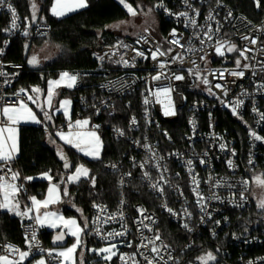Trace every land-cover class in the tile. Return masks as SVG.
<instances>
[{
	"label": "built area",
	"instance_id": "2783aa9c",
	"mask_svg": "<svg viewBox=\"0 0 264 264\" xmlns=\"http://www.w3.org/2000/svg\"><path fill=\"white\" fill-rule=\"evenodd\" d=\"M149 1L154 13L168 26L165 35L158 31L155 36L142 32L134 37H124L112 46L92 51V68L66 71L77 76L75 87L70 90L74 92L71 97L74 110L70 120L52 128L55 136L58 137L57 132L66 131L74 137L84 130H93L99 135L104 128L103 121L92 123V119L101 117L106 121L114 119L113 126L107 129L115 141L123 142L125 146L116 159L104 165L105 170L117 175V199L113 204L93 203L88 236L97 245L117 247L116 257L107 264H148L150 260L153 264H201L199 257L209 252L216 259L208 264H264V220L260 227L248 224L242 213L253 204L256 180L264 179V142L255 141L250 135L255 131L264 137V122L259 121V114L264 113V92L257 91V85L264 83V72L261 71L264 67V0H260L259 5L257 0H251L252 16L236 11L223 0H187L191 8L185 0ZM7 4L15 9L18 27L14 31H5L11 27L12 13L7 5L0 7V21L6 23L0 48V73L5 74L0 76V107L23 100L29 108L32 101L27 92L13 89L23 65L5 62L3 58L12 40L42 39L51 28L46 24H32L24 18L16 0H7ZM160 4L163 7H158ZM184 12L188 18L195 19L197 27L180 15ZM209 15L213 19L209 20ZM209 28L211 40L205 36ZM25 30L27 36L23 34ZM173 30L179 44L170 42L174 39ZM244 36L258 38L257 43L251 44L250 40L243 39ZM141 37H146L147 43ZM218 41L223 45V55L215 51ZM120 42L128 48H118ZM231 45L240 51L249 49L248 59L240 57L239 51L228 52ZM156 48L166 55L158 56L154 61L151 51ZM132 49L143 51L147 58L135 56ZM169 49L172 51L168 52ZM114 52L118 54L112 55ZM120 55L134 66L116 63ZM173 57L177 58L175 63L164 69L159 67V61H170ZM237 59L241 60L240 69L236 67ZM245 64L248 65L246 69L243 68ZM188 69H192L193 75ZM240 70L244 71L243 77L230 74ZM196 72L201 78L195 76ZM159 73H163L161 79H152ZM172 74H181L185 78L176 81L171 78ZM203 77L209 80V85L202 82ZM116 81L121 83L114 84ZM217 83L224 89L215 88ZM164 87H171L173 91L168 95L158 92ZM209 87L216 95L209 94ZM237 100H243V105L234 116L232 106ZM168 105L172 106L175 115H164ZM253 106L257 112L252 110ZM85 119L89 121L86 127L74 125L77 120ZM37 126L45 133L50 132L46 125ZM221 144L225 145L224 149L220 148ZM202 158L206 159L205 164L200 163ZM188 160L193 161L191 171L186 163ZM15 163L16 160L10 163L12 173H17ZM88 172L89 176L81 177L80 181L90 179L91 170ZM8 179L10 181V176ZM14 183L27 195L24 211L29 207L33 209L31 197L37 200V195L29 193L25 181L17 178ZM153 184L162 187L163 193L153 188ZM241 193L244 199H241ZM199 197L203 200L198 204ZM201 205H205V212L201 211ZM168 208L172 213L167 211ZM206 213H211V219ZM159 214L167 217L185 235L179 247L170 246L160 235ZM35 215L33 209L31 218H23V245L0 242V255L18 261L19 253L7 247L11 245L20 251L30 250L23 264H36L42 258L46 264H62V257L55 248L46 245V232L34 219ZM185 223L191 231L184 227ZM144 225H149L151 231ZM33 233L35 240H32ZM109 233L113 235L109 236ZM118 233L122 234L116 235ZM157 235L159 240L155 239ZM145 244L147 247H143ZM153 246L160 249L159 254L151 251ZM193 250L191 259L187 253Z\"/></svg>",
	"mask_w": 264,
	"mask_h": 264
},
{
	"label": "trees",
	"instance_id": "16d2710c",
	"mask_svg": "<svg viewBox=\"0 0 264 264\" xmlns=\"http://www.w3.org/2000/svg\"><path fill=\"white\" fill-rule=\"evenodd\" d=\"M87 8L78 11L64 18H56L49 12L53 0H16L17 7L22 16L28 19L32 24L41 23L50 26L49 34L42 39L26 40L14 39L11 41L3 58L5 62L23 65L19 73V79L13 85V89H22L32 92V89H45L49 79H54L61 72L74 71L78 69H90L93 67L90 61V53L96 49H102L112 46L116 37L109 31V28L120 21L128 19L129 14L117 0H86ZM132 6L149 0H127ZM235 8L236 11L247 16H252L251 0H223ZM33 4H37L35 19H33ZM158 31L160 35H165L168 26L158 15ZM6 23L0 21V48L3 46L4 38L2 31ZM157 31V32H158ZM156 32V33H157ZM49 40L64 49L57 60L45 66L29 65L30 50L43 41ZM27 45V47H25ZM78 93H82L78 92ZM74 92L64 90L61 96H73ZM37 116H42L41 112L36 111ZM125 118V117H124ZM103 121L104 128L99 132L102 141L101 158L99 160H89L78 154L75 149L61 144L55 136L52 128L62 126L65 119L62 114H57L50 126V132L45 133L38 126H21L19 128V155L14 164V170L18 173L19 181H25L30 194L43 198L48 183L34 178L43 174H49L54 183H58L61 189L63 206L61 211L67 215H75L74 210L66 206L67 198L64 195L67 177L72 174L76 167H83L91 170V176L88 181H80L77 184H71L68 187V195L78 206L86 217L85 222L89 225L92 216V206L96 201L109 202L113 204L117 199V175L104 169V165L116 159L124 149L123 142L115 141L110 135L107 127H112L114 119L104 120L100 118L92 119V123ZM233 132V131H232ZM59 147L62 150H59ZM59 153H65L70 162L73 163V169L68 170L64 167V160L60 158ZM32 177V179H27ZM95 177L93 186L91 178ZM34 179V180H33ZM145 193V191H144ZM145 195L150 198L149 194ZM19 199L23 210L27 204V195L20 191ZM153 200V198H152ZM155 203V200H154ZM248 224H256L258 227L264 220V209H258L255 201L252 206L244 210ZM160 215L159 232L163 239L172 247H179L185 240V235L174 225L167 217ZM23 219L12 216L5 211H0V242H10L23 245L21 235V224ZM83 222V225L85 224ZM55 232L45 233L44 239L46 245L53 248L51 238ZM88 227L85 228L84 238L88 239ZM87 240V244H88ZM192 252V254H191ZM194 257V250L187 253ZM192 259V258H191Z\"/></svg>",
	"mask_w": 264,
	"mask_h": 264
},
{
	"label": "snow or ice",
	"instance_id": "6c2138e0",
	"mask_svg": "<svg viewBox=\"0 0 264 264\" xmlns=\"http://www.w3.org/2000/svg\"><path fill=\"white\" fill-rule=\"evenodd\" d=\"M119 2L127 9V11L130 14H132V15L136 14V12L132 8V6L125 3V0H119ZM259 2H260V0H257L258 5H259ZM185 3L187 4V6L189 8H191V5L188 4L187 0H185ZM5 5H7V7L9 8V10L12 13L11 27H10V29H7L5 31H7V32L14 31L18 27L17 23H16L17 17H16L15 9L12 8V6L10 4H7V0H0V7H3ZM57 5L59 7H57ZM85 7H87L86 0H56V5H54L52 8V13H53V15H56V16H63L66 14V12L75 11L78 8H85ZM158 7H163V5L160 4V5H158ZM149 11H151V9H149ZM197 14H198V11H197ZM180 15L185 16L186 19H188L189 23L193 27H197L195 19L194 18H188L187 12L181 13ZM229 15H231V13H229ZM32 17H33V19H35V4H33ZM208 19L211 20V19H213V17L211 15H209ZM217 31H218V29H217ZM210 33H211V29L209 28L205 32V36H207L209 40L212 39V36L210 35ZM23 34L25 36H27L28 35L27 30H25ZM172 35H173L174 39L170 42L173 44H179V39L175 38L176 37L175 30H173ZM243 39L250 40V43L255 45L257 43L258 38H250L248 36H244ZM141 40H143V42L147 43L146 37H141ZM137 43H140V40H138ZM201 43L203 44L204 41L201 40ZM25 47H27V45ZM181 47H183V46H181ZM222 47H223V45L220 44L218 41L217 46L215 47V51L218 55L224 54L221 51ZM118 48H128V45L124 44L123 42H120L118 45ZM248 50L249 49L245 48L243 51H240L236 48L235 45H231L227 48L228 52L239 51V56L243 57L245 60L248 59V57L246 55ZM132 51H134L135 56L147 58L143 51H139L136 49H132ZM171 51H172V49L168 50V52H171ZM0 54H2V50H0ZM117 54L118 53H116V52L112 53V55H117ZM164 55H166V53L160 51L159 48H156L155 50L151 51V59L154 61L158 60V56H164ZM135 56L133 57V61L135 59ZM201 58L203 59L204 57H201ZM99 59L104 60L105 57H99ZM176 59H177L176 57H173L170 61H159V67L161 69H164L170 63H175ZM115 62L116 63H122L126 67L134 66V63L130 64L128 60L124 59L123 55H120L119 59ZM180 62L183 63V60L181 59ZM193 63H195V62H193ZM28 64L32 65V66L37 65L38 64L37 57L35 55H33L31 57V59L28 60ZM236 67H237V69L241 68V60L240 59L236 60ZM243 68H245V69L248 68V65L247 64L243 65ZM261 71L264 72V67L261 68ZM188 72L190 75H193L192 69H188ZM230 74L243 77L244 71L240 70V71L232 72ZM2 75H5V74L0 73V76H2ZM162 75H163V73H159L156 76L152 77V79L159 80V79H161ZM255 75H256V72L253 71V76H255ZM195 76L197 78H201L199 72H196ZM65 78H67L69 80V83L67 84V87H69V88L73 87L77 81L76 75H70L68 72H63V73H61L59 80L48 82L49 83V90H48L49 106H51L52 85L59 86L61 81H63ZM165 78H167V76H165ZM171 78L176 80V81H180V80H183L185 77L181 74H172ZM220 78L221 79L223 78V73L220 74ZM202 82L205 85H209V83H210L206 77L202 78ZM5 83H7V81H5ZM113 83L119 84L121 82L116 81ZM121 87H123L122 84H121ZM215 88L223 90L224 86L217 83V84H215ZM20 91L24 92L25 90H20ZM32 91L40 92V89L35 88V89H32ZM171 91H173V89L171 87H164L162 89H158V92H163L165 95H168ZM208 91H209V94L216 95L212 91L211 87L208 88ZM257 91L264 92V83L257 85ZM16 95H19V93H17ZM224 95L227 96L226 90L224 91ZM28 99L32 100V97L29 96ZM33 102H35V101H33ZM70 103L71 102L68 100H64L61 102V107L64 109L65 116L68 115V109L66 106L70 105ZM145 103H148V101L145 100ZM229 104H232V102H229ZM241 105H243V100H237L235 102L234 106H232V114L234 116L238 115L237 109ZM41 110L43 111V109H41ZM57 110H59V109H57ZM252 110L254 112L258 111V109L255 106H253ZM44 115H45V118L47 120H51V116H49L48 112H45ZM164 115H166V116L175 115V111L171 105H168L165 107ZM0 118H2V119H0V173H2V174H0V196H2V199H0V210H4V211L10 212V213H13L15 215H23L26 217H30V214L33 211V209L31 207L27 208V210H25L23 212L20 211L19 202L16 199L17 194L19 193L20 189H19V186L16 183H14L18 178V173H12L11 172L10 163L15 158V153L18 151L17 128L15 126L18 125L22 119H30L35 123H41V121L39 119H37L35 114L32 112V110L30 108H28L27 104L24 103L23 100H18L13 105H5L3 107H0ZM259 121L264 122V113L259 114ZM132 123L133 124L136 123L135 118H133ZM75 124L77 127L83 128L89 124V121L87 119L77 120L75 122ZM117 131L119 134L123 135V132L121 130L117 129ZM56 135L59 136L60 139L63 140L65 143L70 144L73 147H76L81 151H84V147H81V144L83 142L86 145V147L88 148V150L85 151V155L91 156L93 159H97V160L101 158V141H100V137L96 134L95 131L85 132V133H76L75 138H73L71 132H69V134H67V135H65L63 132H57ZM250 135L254 138L255 141L264 142V137L258 135L255 131H251ZM74 139H75V143H74ZM220 148L224 149L225 145L221 144ZM61 159H66V158L63 155H61ZM186 163L189 167V170L191 171L193 161L188 160ZM200 163L205 164L206 159L202 158L200 160ZM250 163H251V161H250ZM229 165H231V161H229ZM140 166L144 167L143 164H141ZM64 167L66 169L69 168V164L67 162H65ZM112 167H115V165H113ZM157 167H159V165H157ZM43 175L45 178H47L49 180L51 179L50 175H48V174H43ZM144 175L147 177L148 173L145 172ZM9 176H10V181L8 179ZM88 176H89L88 169L84 168L83 165H81L79 167H76L74 174L68 176L67 179L69 181H79L81 177L87 178ZM27 179L30 180V179H32V177H28ZM91 180H92V184L94 186L95 185V177H92ZM193 180H194V183H196L198 186V182L195 181V177H193ZM152 187L158 188L160 193L161 194L163 193L162 187H159L156 184H153ZM193 190L196 191V188H194ZM57 192H58V186L53 185L48 189V198L45 199L44 201H39V200H36L35 197H31L32 204L35 206V212H36L34 219L38 223H40L41 226H43L44 222L48 221L50 217L53 218V222L50 223L49 226L50 227H56L57 226L54 222L55 218H56L55 213L45 212L43 214V216H44L43 220H41V217L39 215V211H40L41 207L47 208L50 204L56 203L58 201L59 197L56 195ZM64 195H68L67 189L64 190ZM241 199H244L243 193H241ZM202 200H203V197H199L197 200V203L198 204L201 203ZM259 207L264 209V202H261ZM167 211L169 213H172L171 208H168ZM201 211L205 212V205H201ZM206 215L208 216L209 219H211V213H206ZM59 219L63 220L62 217ZM146 219H147V217H146ZM202 219H203V217H202ZM104 222L106 223L107 221H104ZM63 223H64L65 227H69V226H75L76 227V231H72L70 234L72 236L77 237V243L73 244V246L71 248H68L66 251H61L58 253V255L60 257H63L65 259V261H67L68 259H70L71 254L73 253L74 249L80 243L78 233L83 231L84 229H81L79 227V225L77 224V221L74 219L73 220H65V221H63ZM216 223L219 224V221H216ZM87 227H88V224H87V222H85L84 228H87ZM144 227L148 228L149 231H151V227L149 225H144ZM184 227L186 229H188L189 231H191V229L189 228L187 223L184 224ZM99 231H100L99 228H97V233H99ZM121 234L122 233H118L116 235H121ZM108 235L111 236L113 234L109 233ZM63 238H64V235H63V233H61L60 235H57L55 239L57 241H59V240H62ZM155 239L159 240L160 239L159 235H157L155 237ZM32 240H35V234L34 233L32 236ZM149 243H154V242L149 241ZM129 246H131V245H129ZM7 247L12 252H18L19 253V260L16 261V260L10 259L9 256L0 255V264H23V261L30 255V250L29 251H20L19 249L13 248V246H11V245H9ZM143 247H147V245L145 244V245H143ZM30 248H31V246H30ZM114 248H115V245H112L110 247L100 249L99 252L102 254L110 253V255H104L105 260H110L111 256L116 254L115 251H113ZM151 251L153 253L159 254L160 249L156 246H153L151 248ZM49 255H51V253H49ZM120 258H121V260L124 259L123 256H121ZM146 259H147V257H146ZM215 259H216V257L211 252L207 253L205 256L199 257L201 264H208L209 261H215ZM36 264H46V262L42 258L39 261H37ZM148 264H153V262L150 260V261H148Z\"/></svg>",
	"mask_w": 264,
	"mask_h": 264
},
{
	"label": "rangeland",
	"instance_id": "374dc122",
	"mask_svg": "<svg viewBox=\"0 0 264 264\" xmlns=\"http://www.w3.org/2000/svg\"><path fill=\"white\" fill-rule=\"evenodd\" d=\"M119 2V0H117ZM120 3V2H119ZM125 3L131 5L127 0H125ZM87 4V1H86ZM121 4V3H120ZM56 5V0H53L50 8H49V12L52 16L56 17V18H62L63 16L67 15L68 12H66L65 15L63 16H56L53 15L52 13V8L53 6ZM122 5V4H121ZM37 4H35V11L37 10ZM132 6V5H131ZM57 7H59L57 5ZM122 7L127 11V9L122 5ZM132 8L135 10L136 14L132 15L130 14L128 11L127 13L129 14L128 19L124 20V21H120L117 22L115 24H113L110 28L109 31L116 37V40L122 39L124 37H134L142 32H149L151 33L153 36L156 35V32L158 31V20H157V15L154 13V11L151 8V5H147V2H142L139 3L136 6H132ZM84 8H78L76 11L79 10H83ZM149 9H151V11H149ZM64 53V49L49 41H43L40 45H36L35 47H32L30 50V56L32 57L33 55H35L37 57L38 63L41 66H45L47 64H51L52 62H54L55 60H57V58ZM30 57V58H31ZM66 72V71H65ZM63 73V72H61ZM61 73L59 74V76L61 75ZM57 78H53L49 79V81H55V80H59L60 77ZM47 82L46 85V97L45 100H43L42 98V93L41 90L40 92H27V96H31L32 97V102H31V106L32 108H36L37 105H43V103L47 106V107H53V99H57L55 91L57 93L58 88L60 87L61 83L65 82L64 87L67 89H71L69 87H67V82L64 79L63 81H61L59 86L56 85H52V98H51V106H49L48 103V90H49V83ZM44 89V90H45ZM64 91V90H63ZM64 100H68L71 102V98L69 96H62V98L59 100V110L62 111L63 115L64 114V109L61 107V102ZM35 101V102H33ZM72 103V102H71ZM71 103L70 105H67V109H68V115L65 116L67 119L70 116V111H71ZM87 132V131H86ZM65 135H67L68 133H64ZM61 144L67 146V143H65L63 140L60 139ZM68 147V146H67ZM81 147H84V151L79 150L78 148H74L75 151L80 154L81 156H83L84 158H87L89 160H97V159H93L91 156H87L85 155V151L88 150V148L86 147V145L82 142ZM59 150L61 151L62 148L59 147ZM102 150V148H101ZM99 160V159H98ZM79 167V166H78ZM75 172V170L73 171V173ZM69 174L70 175H73ZM49 175V174H48ZM40 180L42 181H46L48 183V187L46 190V193L44 195L43 198H38L37 200L39 201H44L45 199L48 198V189L53 186V185H57L58 186V192L56 193V195L59 197L58 201L56 203L50 204L47 208H40L39 211V215L41 217V220L44 219L43 214L45 212H49V213H55L56 214V218H55V224L57 225L56 227H50L49 224L53 222V218H49L48 221L44 222V225L41 226V224L39 223V225L45 230L46 233L48 232H57L60 230H64L66 235L69 238V243L66 247L63 248H55L54 250L59 253L61 251H66L68 248H71L73 246V244L77 243V237L72 236L70 233L72 231H76V227L75 226H69V227H65L63 221L65 220H76L77 224L79 225V227L81 229H84L83 231L79 232V239H80V243L77 245V247L74 249L73 253L71 254L70 259H68L67 261H65V259L62 257V264H107V263H111V261L116 257L117 255V247L115 246V248L113 249V251H115V255L111 256L110 260H105L104 259V255H110V253L108 254H102L99 252L100 249L106 248V247H110L109 245H97L93 240H91L90 237H88V244H87V240L84 238L85 235V228L83 225V222H85L86 217L83 215L81 209L76 206L74 204V202L72 201V199L70 198V195H65V197L67 198L66 201V206L68 209L74 210L77 213V216L75 215H70L67 216L65 215L60 209H62L63 206V198H62V193H61V189L58 183H54L52 178L49 180L47 178L44 177V175L39 176ZM79 181H69L67 179V183L65 185V189H67L68 192V187L71 184H77L79 183ZM264 185V179H260L258 178L256 180L255 183V189L253 188V193H252V198L255 201L256 207L258 209H262L261 207H259L261 202H264V189L262 188V186ZM64 189V190H65ZM20 193V191H19ZM19 193L17 194L16 199L19 202V206H20V211L23 212V208L21 206V202L19 199ZM33 209L35 212V206L33 205ZM7 212V211H5ZM8 214L21 218L23 219L24 216L23 215H15L13 213L7 212ZM36 214V212H35ZM63 218V220L59 219V218Z\"/></svg>",
	"mask_w": 264,
	"mask_h": 264
},
{
	"label": "crops",
	"instance_id": "0c3cea01",
	"mask_svg": "<svg viewBox=\"0 0 264 264\" xmlns=\"http://www.w3.org/2000/svg\"><path fill=\"white\" fill-rule=\"evenodd\" d=\"M87 7H85L84 9H86ZM83 9V10H84ZM79 11H81V10H79ZM76 12H78V11H71V12H68V14L67 15H65V16H63L62 18H64V17H67V16H70V15H72V14H74V13H76ZM37 65H39V63L37 64ZM60 77V76H59ZM54 80V79H53ZM65 80H66V82L67 83H69V80L67 79V78H65ZM64 85H65V82H63V83H61V85H60V87L58 88V90H57V93H56V91H55V94H56V97H57V99H53V107L51 106V107H47L44 103H43V105H37V107L34 109V108H32V106H30L29 108L32 110V112L35 114V116L37 117V119H39L40 121H41V123H35V122H33L32 120H30V119H22L21 121H20V123L18 124V125H16L15 127L17 128V137H18V151L15 153V158L13 159V160H16L17 159V157H18V155H19V128L21 127V126H37V125H46V126H48V127H50V126H53V121H54V118H55V116L57 115V114H62V116H63V118L65 119V121H68V120H70L71 119V117H72V115H73V110H74V108H73V105H72V103H71V111H70V116L68 117V119L63 115V113H62V111L61 110H57V109H59L58 107V105H59V100L62 98V96H61V93H62V91L63 90H72V89H74V87H75V85L73 86V87H71V89H67V88H65L64 87ZM40 89V88H39ZM41 90V93H42V98H43V100H45V97H46V89L45 90H43V89H40ZM41 109H43V111L41 110ZM36 111L37 112H41L42 113V116L39 118L38 116H37V114H36ZM45 112H48V114H49V116H51V120H47L46 118H45V115H44V113ZM74 125L76 126V124L74 123ZM86 127V126H85ZM81 128V127H80ZM84 128V127H83ZM92 132L93 130H84V131H80V132H78V133H85V132ZM66 132V131H65ZM65 132H63V133H65ZM67 133V132H66ZM69 134V133H68ZM96 134H97V132H96ZM98 135V134H97ZM99 136V135H98ZM59 140H60V137L58 136L57 137ZM73 138H75V136L73 137ZM74 143H75V139H74ZM67 146L68 147H70V148H75V147H73L72 145H70V144H67ZM101 148H102V143H101ZM39 178V176L38 177H36V178H34L35 180H40V179H38ZM33 179V180H34ZM61 210V209H60Z\"/></svg>",
	"mask_w": 264,
	"mask_h": 264
},
{
	"label": "water",
	"instance_id": "95a60500",
	"mask_svg": "<svg viewBox=\"0 0 264 264\" xmlns=\"http://www.w3.org/2000/svg\"><path fill=\"white\" fill-rule=\"evenodd\" d=\"M61 155H63L66 158V159H63L64 162H67L69 164V168H67V169L72 170L73 169V163L70 162L68 156L65 153H59L60 158H61ZM61 233H63L64 238L62 240L57 241L55 238L57 235H60ZM68 243H69V238L66 235L64 230L57 231L52 235L51 245L53 248H63V247H66L68 245Z\"/></svg>",
	"mask_w": 264,
	"mask_h": 264
}]
</instances>
